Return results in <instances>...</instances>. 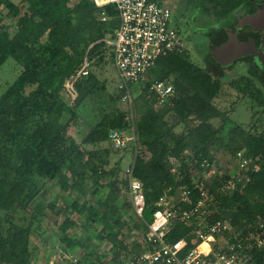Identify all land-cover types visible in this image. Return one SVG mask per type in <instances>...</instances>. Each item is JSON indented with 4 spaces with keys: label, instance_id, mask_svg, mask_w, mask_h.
I'll use <instances>...</instances> for the list:
<instances>
[{
    "label": "trees",
    "instance_id": "obj_1",
    "mask_svg": "<svg viewBox=\"0 0 264 264\" xmlns=\"http://www.w3.org/2000/svg\"><path fill=\"white\" fill-rule=\"evenodd\" d=\"M260 1L197 0L200 11L211 12L218 18L214 29H204L208 54L203 66L190 59L186 44L159 56L144 75L140 93L132 96L130 110L115 105L123 94L116 87L117 94L111 98L113 107L100 113L90 126L80 118L79 111L91 98L105 91V80H100L95 70H103L108 63L113 67L112 49L105 41L114 37L119 26L114 6L98 8L92 0H23L21 5L0 0V7L5 10L0 13V69L8 60L19 68L13 81L0 91V264L30 263L32 221L44 215L42 207L31 210L30 206L47 182H55L62 194L48 204L53 210L58 200H62L57 212L65 216L58 226L62 234L60 248L77 252L84 264H104L101 256L79 236L67 239L64 234L80 227L88 239L113 248L125 229L124 239L107 262L120 264L147 249L144 235L159 198L173 196L177 203L179 192L188 191L191 205L181 201L176 206L191 208L200 198L194 185L201 181L213 197L212 202H206L205 225L216 221L228 223L230 230L220 236L234 245H244L250 234L258 235L263 244H253L247 252L255 263H262L264 129L260 132L255 126L245 129L215 106L213 100L225 84L219 72L226 66L212 56V50L226 41V30L233 26L229 27V20L226 24L219 23L221 19L230 16L236 22L240 12L249 13ZM158 3L162 4V0ZM224 25L225 30L221 28ZM237 62L245 70L226 85L264 115V71L250 56ZM85 63L87 66L83 68ZM169 77L173 96L158 105V98L148 88ZM71 82L76 97L67 102L64 95L66 85ZM129 111L137 115L134 123L127 119ZM214 120L219 121L217 127L212 123ZM81 123L88 129L78 140L69 134V128ZM178 127H182L180 132L176 131ZM131 128L134 141L124 148L113 149L122 154L121 160L106 168L112 151L108 146L102 147L109 144V132ZM241 150V159L248 163L237 181L232 176L238 164L235 162L234 168L231 161ZM219 151L229 155L225 163L218 161ZM123 162L127 163L125 170L131 167L132 177L142 187L141 217L135 214L130 202L128 177L125 170L121 172ZM206 164L213 165L218 173L207 176ZM88 182L95 196L84 207L76 198ZM121 189L125 190L130 205L120 201ZM125 207L137 216L131 225L124 220ZM27 211L34 212L29 221L15 218L17 213ZM67 213H76L80 225ZM198 229L204 231L205 226L175 222L165 240L173 243L184 239L186 253L201 243L196 235ZM132 231L142 234L141 242L133 240L127 244Z\"/></svg>",
    "mask_w": 264,
    "mask_h": 264
},
{
    "label": "built area",
    "instance_id": "obj_2",
    "mask_svg": "<svg viewBox=\"0 0 264 264\" xmlns=\"http://www.w3.org/2000/svg\"><path fill=\"white\" fill-rule=\"evenodd\" d=\"M98 8L112 5L117 11L119 26L114 32V37L105 42L112 49L113 67L118 79L117 89L123 90L121 102L130 110L132 94L130 85L144 80L146 72L154 65L159 56L166 55L185 47L178 28L171 24V9L158 3V0H92ZM87 64L85 63L83 68ZM85 74V72H83ZM172 78L164 82H155L149 86V91L158 98V105L173 96L174 90L171 84ZM68 86V88H67ZM67 92L76 95L72 82L66 85ZM131 112V111H130ZM131 138L124 136L122 132H109V142L117 148H124ZM242 151L236 154L235 162L238 168L232 178L240 181L247 160L241 159ZM207 168V176L217 174L213 165ZM128 177V194L135 214L141 217L144 209V197L139 181L132 177V169L125 170ZM247 181V179H245ZM231 184V182L229 183ZM194 188L200 193V198L191 208L181 209L178 202H186L191 205L188 191L181 190L176 203L173 196H162L156 205L158 208L152 214L151 222L147 225L144 235V243L147 249L137 256L123 260L120 264H257L248 254L253 244L261 246L263 240L258 235L250 234L245 238L246 243L241 245L230 244L227 239L220 236L230 230L226 222L216 221L205 225L206 202H212L213 197L208 192L206 184L201 181ZM180 222L185 226L195 225L204 227V231L197 230L196 235L201 240L193 249L184 252L186 242L179 239L173 243L165 240L169 228ZM253 241V242H252ZM205 243L207 251H203L200 245ZM58 258L51 257L46 264H84L79 257L62 248ZM261 264H264V259Z\"/></svg>",
    "mask_w": 264,
    "mask_h": 264
},
{
    "label": "rangeland",
    "instance_id": "obj_3",
    "mask_svg": "<svg viewBox=\"0 0 264 264\" xmlns=\"http://www.w3.org/2000/svg\"><path fill=\"white\" fill-rule=\"evenodd\" d=\"M11 1L17 5H21L23 2V0ZM196 3L197 0H162V4L167 5L171 9V24L178 28L181 37L185 40L186 47H188V54L190 59L197 65L203 66V59L208 54L206 39L204 36V29L208 27H210V29H214L215 26L213 25L217 24L218 18L215 17L211 12L209 14H204L196 7ZM0 13H5V10L1 7ZM178 16H181L182 18H179ZM226 20H229V27L234 24L238 26V24H236L234 19H232L230 16L225 19H221L219 23L222 22L226 24ZM236 26L235 28H238ZM221 28L225 30L227 26L224 25ZM232 28L234 27L232 26ZM10 32L12 33L11 30ZM187 36L189 37V39ZM13 64V61L8 60L0 69V91L7 83L13 81L15 74H17L19 71V68ZM233 65L234 66L232 69L224 68L219 72L221 77H223V81L225 84L222 86V89L217 98L213 100V103L222 112H227L233 122L241 124L245 129H248L251 126H255V130L260 132L264 129V115L260 114L261 109L257 107H251L250 101L247 98H244L240 93L236 92L235 90L229 88L228 85H226L227 81L234 79L236 76H238V74L244 72L245 70L244 68H241V66H243L242 63L236 62ZM95 72L97 73L100 80H105V91L101 92L100 94L98 93L95 97L91 98L85 105V107L79 111L80 118L82 120H85V122L90 126L97 121L100 113H105L111 110V108L113 107L111 98H114V96L117 94L115 89L117 87L118 79L112 65L108 63L103 70H95ZM145 79L146 77H144V80ZM143 81L136 82L130 85V90L134 98L140 93ZM64 96L67 102H72V100H74V98L76 97V95L70 94V92H67V94ZM115 105L120 109L126 107V105L121 101H118ZM136 117V113H133L132 111L127 112V119H129L132 123H134ZM212 123L215 127H217L219 121L214 120ZM181 128L182 127H178L176 131L180 132ZM87 129V125L85 126L82 123L78 125L75 124L69 128V134L79 140L80 136L84 134ZM120 132H122L124 136H127L129 138H131L132 136L134 137L132 128L128 131ZM107 146L112 151L109 166L106 167L110 168L115 164V162L121 160L120 158L122 154L119 152V150H113L119 149L115 147L113 143L109 142L108 145L106 144L102 148H105ZM216 156L221 164L225 163L223 161L229 158V155L223 153L222 151H219ZM126 164V162H123L122 164V174L126 168ZM235 164V160H232L231 166L235 168ZM218 171L219 170H216L217 173ZM102 182L105 183L106 180H103ZM90 187L91 186L88 182L85 190L78 195V198H76L78 203L84 207H87L95 196L91 194L93 188L90 189ZM60 195L62 194L60 193V189L57 187L55 182H47L45 183L44 188L40 191L38 197L32 202L30 206L31 210H34L37 206L42 207L44 215L33 218L32 221L30 245L33 249V257L30 260L29 264H46L49 260H51V257L58 258L59 251H62L60 248L62 244L60 237L62 236V234L60 233L58 226L63 221L65 216L62 214H57L58 209L62 206V200H58L53 210L50 209L48 205L50 202H52V200H54L56 196ZM120 195V201L125 205L129 204V199L127 194L125 193V190L121 189ZM124 212L126 213V216L124 215L125 222H127L129 225H131L132 222H136L137 216L134 215L130 208L125 207L123 213ZM33 213V211H27L25 213L19 212L17 213L15 218L23 217L24 219H26V221H29L30 216ZM35 213H37L36 210ZM66 215L76 224H78V226L80 225L81 221L76 213H67ZM125 233L126 230L123 229L122 234ZM122 234L120 233L118 235V239L114 243L113 248L110 244L99 242L96 243L95 240L91 237L90 239H88L87 233L80 227L69 229L64 234V236H66L67 239H70V237L73 235H75L76 237L79 236L82 242L89 245L90 250H94L95 254L101 256V260L103 261V263H107L109 258H111L114 249H116V245L124 239V236ZM133 240L141 242L142 234L136 231H132L127 244L132 243ZM78 253L83 254L82 251H79ZM72 254H75L77 256V252Z\"/></svg>",
    "mask_w": 264,
    "mask_h": 264
},
{
    "label": "water",
    "instance_id": "obj_4",
    "mask_svg": "<svg viewBox=\"0 0 264 264\" xmlns=\"http://www.w3.org/2000/svg\"><path fill=\"white\" fill-rule=\"evenodd\" d=\"M239 25H249L253 31L264 29V8L260 6L255 14L242 18ZM262 44L264 45V37ZM258 52L252 44H239L236 38L231 36L226 44L212 50V56L217 63L225 65L245 54H251L264 71V56Z\"/></svg>",
    "mask_w": 264,
    "mask_h": 264
},
{
    "label": "flooded vegetation",
    "instance_id": "obj_5",
    "mask_svg": "<svg viewBox=\"0 0 264 264\" xmlns=\"http://www.w3.org/2000/svg\"><path fill=\"white\" fill-rule=\"evenodd\" d=\"M260 6H262L264 8V1L263 0L258 2V3H255L252 6V8L249 11V13L240 12L239 16H236V24H238V26H236L234 24L233 25L234 28L231 27L232 29L229 28V29L226 30V37H227L226 41L223 44H221L220 46L226 44L231 39V36H232V37L236 38V40L238 41L239 44H252L253 47L257 51H259L258 53L261 54L262 56H264V45L262 44V38L264 37V29H258V30L253 31V30H251L249 25H243L241 27L239 26V21L242 18L255 14L259 10ZM179 18H182V17L180 16ZM235 26L238 27V28H235ZM188 39H189V37H188ZM247 56H250L252 62L258 68H260L262 70V68L259 65V63L256 62V60L254 59V57L251 54H245V55H243V56L231 61L230 63L225 64L224 66H226V68L227 67H231V69H232L233 66H234L233 64H235L237 61H239L242 58L247 57Z\"/></svg>",
    "mask_w": 264,
    "mask_h": 264
},
{
    "label": "bare ground",
    "instance_id": "obj_6",
    "mask_svg": "<svg viewBox=\"0 0 264 264\" xmlns=\"http://www.w3.org/2000/svg\"><path fill=\"white\" fill-rule=\"evenodd\" d=\"M200 248L203 250V251H207V245L205 243L201 244L200 245Z\"/></svg>",
    "mask_w": 264,
    "mask_h": 264
}]
</instances>
